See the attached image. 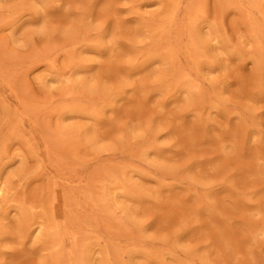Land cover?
<instances>
[{
    "label": "rangeland",
    "instance_id": "rangeland-1",
    "mask_svg": "<svg viewBox=\"0 0 264 264\" xmlns=\"http://www.w3.org/2000/svg\"><path fill=\"white\" fill-rule=\"evenodd\" d=\"M0 264H264V0H0Z\"/></svg>",
    "mask_w": 264,
    "mask_h": 264
}]
</instances>
